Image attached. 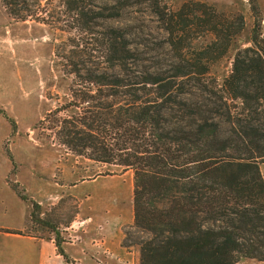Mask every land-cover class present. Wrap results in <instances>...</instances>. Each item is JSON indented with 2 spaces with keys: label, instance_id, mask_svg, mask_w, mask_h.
<instances>
[{
  "label": "trees",
  "instance_id": "1",
  "mask_svg": "<svg viewBox=\"0 0 264 264\" xmlns=\"http://www.w3.org/2000/svg\"><path fill=\"white\" fill-rule=\"evenodd\" d=\"M43 1L0 3L13 21L75 34L66 54L59 44L54 53L73 76L72 97L87 106L63 119L57 135L75 155L132 169L133 226L144 233L136 242L140 264L263 260L264 36L257 0H248L249 45L236 48L220 84L210 66L236 43L245 23L241 13L200 0L176 9L165 0H138L149 6L161 36L135 42L110 23L130 0H104L98 10L86 0H60V9L49 11ZM98 18L108 23L99 25ZM3 151L13 173L11 154ZM12 189L26 199L16 185ZM38 211L31 203V220ZM54 241L68 261L56 231Z\"/></svg>",
  "mask_w": 264,
  "mask_h": 264
},
{
  "label": "crops",
  "instance_id": "2",
  "mask_svg": "<svg viewBox=\"0 0 264 264\" xmlns=\"http://www.w3.org/2000/svg\"><path fill=\"white\" fill-rule=\"evenodd\" d=\"M3 89L0 78V91ZM28 98L21 95L20 103L10 105L0 99V110L14 122L12 128L0 114V264H140L139 251L122 245V227L133 221L132 183L122 174L81 176L80 171L89 168L86 162L76 157L77 164H73L72 158L61 157L55 145L42 144L30 122L20 124L18 116L26 107L30 109L27 102L23 106ZM6 140L16 165L13 174L3 151ZM69 196L77 200L75 220L57 228L67 261L57 251L53 233L43 224L53 218L52 205ZM31 203L40 210L37 221H31ZM29 226L34 229L28 231ZM237 264H264V259L242 258Z\"/></svg>",
  "mask_w": 264,
  "mask_h": 264
},
{
  "label": "rangeland",
  "instance_id": "3",
  "mask_svg": "<svg viewBox=\"0 0 264 264\" xmlns=\"http://www.w3.org/2000/svg\"><path fill=\"white\" fill-rule=\"evenodd\" d=\"M103 1L104 0H86L87 3L92 5L91 8L94 10H98L99 8L97 9V7L103 3ZM185 1L187 0H165L173 9H176ZM200 1L210 3L219 11L229 14L241 13L245 21L243 30L237 37L236 43L230 47L228 52L219 61L210 66V75L220 84L223 78L230 72L231 62L236 48L249 45L252 15L248 0ZM257 2L262 16L261 33L262 36H264V0H257ZM42 3L48 11L50 8L60 9L58 7L60 5V0H45ZM130 4L131 5L124 7L122 16L118 18L117 21H111L110 23L120 26V28L129 34L131 40H135V42H140L137 36L147 39L160 37V32L156 28L155 18L149 6L145 2H139L138 0H130ZM46 13L47 11L41 14L46 15ZM62 18L64 17L62 16ZM105 23L108 22L100 18L97 19V24L101 25ZM95 30L102 29L99 26L96 27ZM73 36H75V34L67 32L66 30H61L58 27L49 26L34 20L13 21L6 15L0 3V64H2L0 78L4 85L3 92L0 91V99L10 105L14 102L20 103L21 100L18 98H20L21 95L29 97L28 100L25 99L23 106H26L28 103L30 104V109L27 111L26 107L25 112L18 116V121L22 125H26V123L30 122L34 129V136L39 138L42 144L50 143L55 145L57 147V152L61 153V157L66 155V157L72 158L73 164H77L74 162L76 157L77 160L80 159L81 162H86L85 164L89 166V168L80 171L81 176L88 177L97 172L102 175L122 174L121 177L131 182L133 187L132 169L100 164L84 156L78 157V155L73 154L65 146L60 144L61 139L57 135V130L60 128L62 120L69 119L71 116L78 114L79 111H82V107L87 106V103L80 104L77 99L72 97L70 88L72 87L73 76L63 72L59 59L54 53L55 46L59 44L60 52L66 54L71 48L70 43L67 42L66 44V41ZM147 46L152 47L153 44L149 43ZM150 55H153V53H150L149 56ZM164 55L163 49V51H160V58H164ZM75 88L82 89L83 84L75 85ZM90 90V93L94 94L96 88L91 87ZM57 108H59V111H54ZM16 120L17 119H14L15 122ZM39 120H43V122L38 126ZM8 144L9 142L6 140L3 144V150L4 147L8 148ZM14 166L15 169L13 173L16 172L15 163ZM259 167L264 178V162L260 163ZM13 173L11 172V174ZM72 178L76 179L77 176L73 175ZM77 206V200L70 196L57 201L52 205L51 212L53 213V218L50 219L51 222L43 224L46 230L52 232L55 237V231L58 233V225H69L74 222ZM39 211L36 215L39 214ZM37 220L38 218L36 221ZM31 221H35V219ZM43 222L45 221L40 220V223ZM32 229H34V226H29L27 228L28 231H32ZM122 231V245L134 247L139 251V246L136 242L144 237V233L133 226V221L132 224L123 226Z\"/></svg>",
  "mask_w": 264,
  "mask_h": 264
}]
</instances>
